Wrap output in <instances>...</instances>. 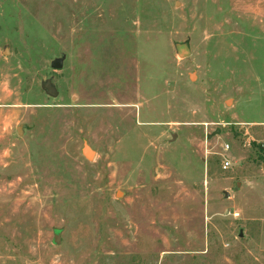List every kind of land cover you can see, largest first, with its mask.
<instances>
[{"label": "rangeland", "instance_id": "374dc122", "mask_svg": "<svg viewBox=\"0 0 264 264\" xmlns=\"http://www.w3.org/2000/svg\"><path fill=\"white\" fill-rule=\"evenodd\" d=\"M255 145L264 0H0V264H264Z\"/></svg>", "mask_w": 264, "mask_h": 264}, {"label": "water", "instance_id": "95a60500", "mask_svg": "<svg viewBox=\"0 0 264 264\" xmlns=\"http://www.w3.org/2000/svg\"><path fill=\"white\" fill-rule=\"evenodd\" d=\"M176 51L177 54L181 57V58H185L187 55H189V49L187 47V45H177L176 46ZM6 49H4V54H6ZM63 60L64 57L62 56L61 58H57L55 60H53L50 63V68L53 70H59L61 69L62 65H63ZM41 89L44 91V93L52 99L57 98L58 96V91L55 88V86L53 85L51 79L46 80L45 82L41 83ZM19 134V132H18ZM93 151L86 145H83L82 148V155L87 159V160H91V158L93 157ZM54 244H59V236L56 234L54 237Z\"/></svg>", "mask_w": 264, "mask_h": 264}, {"label": "trees", "instance_id": "16d2710c", "mask_svg": "<svg viewBox=\"0 0 264 264\" xmlns=\"http://www.w3.org/2000/svg\"><path fill=\"white\" fill-rule=\"evenodd\" d=\"M255 152L261 157L264 162V147L262 145H255Z\"/></svg>", "mask_w": 264, "mask_h": 264}, {"label": "built area", "instance_id": "2783aa9c", "mask_svg": "<svg viewBox=\"0 0 264 264\" xmlns=\"http://www.w3.org/2000/svg\"><path fill=\"white\" fill-rule=\"evenodd\" d=\"M226 149H227V147H226ZM229 167H230V163L227 160H224L222 163V169L227 170ZM234 216H237V215H234Z\"/></svg>", "mask_w": 264, "mask_h": 264}]
</instances>
